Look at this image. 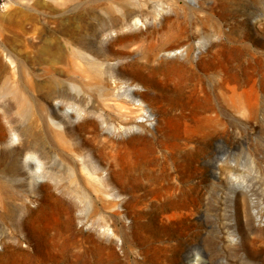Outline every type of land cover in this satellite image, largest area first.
I'll use <instances>...</instances> for the list:
<instances>
[{
  "label": "bare ground",
  "instance_id": "bare-ground-1",
  "mask_svg": "<svg viewBox=\"0 0 264 264\" xmlns=\"http://www.w3.org/2000/svg\"><path fill=\"white\" fill-rule=\"evenodd\" d=\"M124 1L111 0L118 13L114 21L129 28L141 21L145 28L135 29L128 38L124 37L127 34L110 38L108 46L115 44L118 48L102 49L103 55L118 64L112 80L103 68V60L87 52V48L75 49L71 41L43 28L29 35L22 32L11 46L0 47V77L16 76L21 99L24 100L26 89L40 91L43 75L57 77L63 73L64 79L57 77L49 85L48 97L55 99L65 114L66 108H70V115L79 117L76 124L65 125L54 107L32 99L30 127L41 132L45 125L52 127L57 141L46 142L39 138V132L33 133L22 140L16 156L10 158L8 176L1 181L3 188L26 184L27 179L31 183L43 181L37 189L40 204L27 210L19 221L21 235L17 233L14 243L5 246L1 264H11L10 258L17 264L87 261L81 230L74 231L73 238H66L61 230L51 232L33 222L32 213L50 203L58 206L66 220L74 210L83 221L99 214L98 225L121 240L122 254L114 250L110 238L105 244L107 255L96 260L97 264H180L178 250L197 232L198 223L191 218L202 181L183 169L181 154L195 141L207 142L214 133H226V122L211 115L218 110L207 77H217L216 85L223 99L234 105L235 121H258L264 95V56L245 48L242 56L226 69L211 66L207 59L194 61L192 34L184 18L189 10L197 11L200 0H152L156 11L151 20L137 7L124 5ZM57 4L65 7V3ZM208 7L210 13L202 19H218L221 0H212ZM215 48L209 49L208 58L217 51ZM177 50L179 60L174 59ZM134 52L138 57L125 60ZM69 55L79 71L64 66ZM78 59L85 60L87 68ZM173 65L180 73L172 71ZM122 69H135L140 74L125 77L119 73ZM160 75H166L169 82L162 84L165 77ZM133 86H142L144 90ZM87 87L99 98V107L83 103ZM150 91L153 98L149 97ZM154 114L155 131L149 136L136 133L138 128L144 130L146 121L151 122ZM192 117L196 118L193 125L188 121ZM172 120L184 125L182 135L165 132L164 126ZM64 128L78 138H65ZM128 133L131 134L124 136ZM55 149L57 152L51 155L50 151ZM22 156L26 159L25 169L21 166ZM233 175L236 179L233 166H229L228 176ZM243 191L246 190H240ZM124 219H129L126 226L122 224ZM21 242L25 245L21 246ZM196 254L190 256L194 263Z\"/></svg>",
  "mask_w": 264,
  "mask_h": 264
},
{
  "label": "rangeland",
  "instance_id": "rangeland-1",
  "mask_svg": "<svg viewBox=\"0 0 264 264\" xmlns=\"http://www.w3.org/2000/svg\"><path fill=\"white\" fill-rule=\"evenodd\" d=\"M211 2L212 0H200L197 11L189 10L184 18L188 22L189 33L192 34L190 41L193 60L204 62L207 59L211 66L226 69L236 62L245 48L264 56V0H221L218 19L212 16L202 19L204 15H209L208 6ZM57 3H65V7L62 8ZM128 4L142 10L150 20L156 11L152 0H125L124 5ZM198 10H202L203 15H199ZM117 15V9L111 0H0V47L11 46L14 38L22 32L29 35L38 28H43L50 34L71 41L75 49L87 48V52L103 60V68L108 79L112 80V72L117 69L118 64L103 55L102 49L118 48L115 44L108 46L110 38L122 34H127L124 37L128 38L135 29L145 28L141 21H136L134 28L121 27L114 21ZM119 29H123L120 34ZM212 48L217 51L208 58L209 49ZM136 57L138 56L134 52L125 60ZM180 57L177 50L174 59L179 60ZM67 61L64 66L73 68L76 72L80 70L71 55L67 57ZM80 61L87 68L89 64L85 60ZM173 67L175 74L180 73L176 65ZM119 73L125 77L140 74L135 69H122ZM166 75H160L165 77L164 80L161 79L162 84L169 82ZM57 77L64 79L65 74L61 73ZM57 77L43 75L40 91L35 93L26 89L23 93L24 100L17 89L19 80L16 76L14 79L10 76L0 77V264L5 246L14 243L17 233L21 235L19 221L24 218L27 210H34L40 204L37 189L43 181L39 179L37 183H31L27 179L26 184H12L3 188L1 181L8 176L6 169L10 158L16 156L22 140L33 133L39 132L38 137L46 142L57 141L52 127L45 125L42 132L30 127L33 116L30 110L32 99H38L47 107H54L64 119L65 125L72 126L79 120V117L70 115L72 109L66 108L68 114H65L56 100L48 97L49 85ZM216 81L215 75L206 80L218 110L211 115L226 122V133H214L207 142L195 141L192 147L181 154L183 169L196 178L201 177L202 181L199 184L200 198L191 218L198 223L197 232L185 240L178 250L177 258L180 264H264V95L261 96L258 121L252 124L241 123L235 121L237 114L234 105L223 99ZM133 88L144 90L142 86ZM86 89L87 95L83 103L99 107V98L94 91L89 87ZM153 96L155 95L150 91L149 97ZM193 103L195 104L194 101ZM152 116L154 119L146 121L144 130L138 128L136 133L142 132L149 136L155 131L156 114ZM188 121L193 125L196 118L192 117ZM26 127L30 130H26ZM164 130L174 136L182 135L185 129L181 122L172 120L164 126ZM63 131L68 140L78 138L67 128ZM107 133L119 136L117 132ZM57 150L50 151L51 155ZM20 160L25 169L26 159L22 156ZM229 166H233L236 179L234 175L231 178L228 176ZM240 190L246 191L241 193ZM77 213L74 210L70 219L66 220L60 214L58 206L50 203L43 210L32 213L31 217L35 224L44 229H50L51 232L61 230L62 237L73 238V232L81 230L85 237L87 261L70 264H97L96 260L100 261L107 255L105 244L110 238L114 250L122 254L121 240L112 236L110 230L104 231L98 225L101 223L99 214L90 215L87 221H83ZM128 223L129 219H124L122 224L126 226ZM20 245L24 246L25 242ZM193 252H197L196 263L190 259ZM9 261L17 264L11 258Z\"/></svg>",
  "mask_w": 264,
  "mask_h": 264
}]
</instances>
